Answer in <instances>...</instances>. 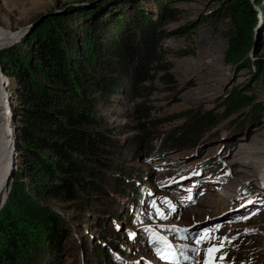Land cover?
<instances>
[{
  "label": "rangeland",
  "instance_id": "obj_1",
  "mask_svg": "<svg viewBox=\"0 0 264 264\" xmlns=\"http://www.w3.org/2000/svg\"><path fill=\"white\" fill-rule=\"evenodd\" d=\"M171 8L178 11L176 19L158 29L163 61L169 69L154 70L152 79L140 82L142 89L131 91L132 95L131 82L124 79L120 93L108 100L113 104L99 100L93 110L121 141L125 155L115 159L130 172L127 180L134 178L133 170H141L149 177L145 186L157 198L141 226L117 222L122 228L121 241L133 254L123 258L133 264H204L207 248L223 240L224 247L214 253V264H226L229 259H234L231 264H264V0H0V39H6L0 42V52L13 50L28 60L36 43L49 32L54 37L68 34L74 55L86 62L91 50H87L90 45L86 46L85 38L95 27L133 25L139 14L157 16ZM93 35L96 38L97 32ZM0 65V109L5 101L12 151L14 146L17 152L7 182L8 200L20 185L33 191L36 184L17 174V121L11 90L15 80ZM236 93L249 100L239 105ZM143 106L148 108L146 114L140 110ZM206 112L220 115V123L203 135L197 134L195 142L182 141L165 153L168 158H182L180 169L184 170L201 160L222 156L228 174L219 186H206L203 172L198 177L181 172L173 175L176 171L166 169L158 157L145 159L147 163L129 158L141 137L144 148L163 136L177 134ZM129 187L134 188L130 182ZM42 202L70 225L72 234L63 241L60 254L47 255L46 251L34 264H85L87 259L90 264H106L98 248L109 249L105 232L112 233V229L103 226L109 222L106 219L112 220L113 212L118 211L119 221L128 215V198L118 191L114 197L96 198L92 205L81 201L63 204L54 199ZM145 227L159 233L161 241L142 245L136 239L140 248L135 250L129 237L132 233L141 237ZM206 231L212 239L197 244ZM162 241L172 248L181 243L188 259L181 254L172 258L168 249L165 254L159 245ZM162 255L169 258L162 259ZM118 258L122 257L118 254Z\"/></svg>",
  "mask_w": 264,
  "mask_h": 264
},
{
  "label": "trees",
  "instance_id": "obj_2",
  "mask_svg": "<svg viewBox=\"0 0 264 264\" xmlns=\"http://www.w3.org/2000/svg\"><path fill=\"white\" fill-rule=\"evenodd\" d=\"M177 12L171 8L157 16L143 13L137 15L133 25L119 23L121 26L115 24L111 29L104 27L105 30L95 27L93 33H88L85 38L89 43L86 46L90 45L87 50H91V54L85 57L86 62L74 55L68 34L54 37L49 32L36 43L28 60L13 50L0 52V62L6 74L15 80L11 90L14 92L17 121L20 170L17 174L20 179L29 177L36 184L33 191H27L25 185L18 186L16 195L12 191L0 210V264H34L46 251L47 255L62 252L63 241L72 234V230L64 219L42 202L43 199H54L63 204L81 201L92 205L96 198L114 197L118 191L130 201L126 209L128 215L119 221L117 211L112 213V220L106 219L109 222L103 227L112 229V233L105 232L109 249L101 246L98 250L106 264H132L124 261L126 256L133 254L132 249L121 241L122 228L117 222L141 226L153 212L157 198L145 186L149 177L141 170H133L134 178L127 180L130 172L124 169L125 164L115 159L124 158L125 153L120 150L121 141L113 127L107 125L102 117H96L93 110L99 100L113 104L108 100L120 93L124 79L131 82L129 95H132L131 91L139 93L142 89L140 82L152 79L154 70L160 67L169 69V64L163 61L158 29L167 21L175 20ZM4 40L0 39V42ZM168 72L167 75L171 76ZM234 98L239 105L249 100L238 93ZM1 105L0 206L8 189L5 175L13 152L9 137L11 130L5 120V101ZM143 107L140 109L142 114L148 109ZM194 119L177 134L167 138L163 136L144 148L141 137L140 145L130 150L129 158H142L147 163L145 159L158 157L167 162L163 154L168 147L183 144L182 141L195 142L197 134L203 135L218 125L221 116L206 112ZM218 162L220 164L216 165ZM200 166V170H209L210 179L218 181L223 175L218 170L226 163L214 156ZM166 169L176 170L178 167ZM128 181L134 188L129 187ZM118 186L121 191H117ZM36 228L40 231L37 232ZM159 237L156 231L145 227L141 237L132 233L129 238L136 245L135 249L140 248L135 243L136 239L143 245ZM233 261L229 259L225 263ZM85 264H90L88 259Z\"/></svg>",
  "mask_w": 264,
  "mask_h": 264
},
{
  "label": "snow or ice",
  "instance_id": "obj_3",
  "mask_svg": "<svg viewBox=\"0 0 264 264\" xmlns=\"http://www.w3.org/2000/svg\"><path fill=\"white\" fill-rule=\"evenodd\" d=\"M210 239H212V237L209 235V232L206 231L199 239H197L196 243L200 244ZM223 247H224V242L222 240L218 246L213 245L207 248L206 250L207 259H205L204 264H214V253L219 252ZM193 251L196 252L198 251V249H193ZM161 258L168 259L169 257L166 255H162ZM172 258H175L174 254ZM222 258L223 257H221V259ZM185 259H188V257L185 256Z\"/></svg>",
  "mask_w": 264,
  "mask_h": 264
},
{
  "label": "water",
  "instance_id": "obj_4",
  "mask_svg": "<svg viewBox=\"0 0 264 264\" xmlns=\"http://www.w3.org/2000/svg\"><path fill=\"white\" fill-rule=\"evenodd\" d=\"M3 69V68H2ZM4 70V69H3ZM6 78V77H5ZM3 82H5L4 80H3ZM17 152H16V150H15V148H14V146H13V152H12V154H11V157H10V164H9V167H8V169H7V171H6V175H5V182L7 181H9V178H10V176L12 175V170H13V166H14V163H15V160H16V154Z\"/></svg>",
  "mask_w": 264,
  "mask_h": 264
},
{
  "label": "bare ground",
  "instance_id": "obj_5",
  "mask_svg": "<svg viewBox=\"0 0 264 264\" xmlns=\"http://www.w3.org/2000/svg\"><path fill=\"white\" fill-rule=\"evenodd\" d=\"M252 153H254L253 151H252ZM248 156H250V155H248ZM252 156V155H251ZM251 163H252V160L250 161ZM7 200V196L5 197V199L3 200V202H2V204L1 205H4L3 203H5L4 201H6Z\"/></svg>",
  "mask_w": 264,
  "mask_h": 264
}]
</instances>
